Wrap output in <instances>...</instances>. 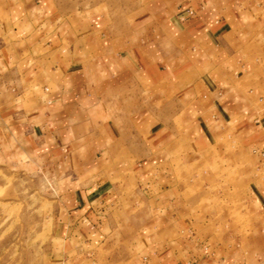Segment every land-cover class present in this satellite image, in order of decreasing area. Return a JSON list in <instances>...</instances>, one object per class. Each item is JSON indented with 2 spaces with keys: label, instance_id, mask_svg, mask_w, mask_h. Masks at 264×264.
<instances>
[{
  "label": "crops",
  "instance_id": "obj_1",
  "mask_svg": "<svg viewBox=\"0 0 264 264\" xmlns=\"http://www.w3.org/2000/svg\"><path fill=\"white\" fill-rule=\"evenodd\" d=\"M219 124L264 175V0H0V166L55 176L62 264H264L165 212Z\"/></svg>",
  "mask_w": 264,
  "mask_h": 264
},
{
  "label": "rangeland",
  "instance_id": "obj_2",
  "mask_svg": "<svg viewBox=\"0 0 264 264\" xmlns=\"http://www.w3.org/2000/svg\"><path fill=\"white\" fill-rule=\"evenodd\" d=\"M220 125L212 152L186 148L187 174L180 176L186 190L174 192L184 202H165V212L186 214L187 220L223 238L257 240L264 235V218L254 210L251 197L258 184L264 187V175L238 173L245 160ZM55 183L48 171L0 166V264L63 263L56 253L62 243L54 234ZM161 203L154 202L155 213ZM142 206L134 214L141 216L146 209Z\"/></svg>",
  "mask_w": 264,
  "mask_h": 264
}]
</instances>
